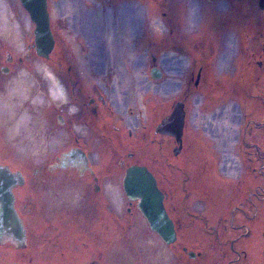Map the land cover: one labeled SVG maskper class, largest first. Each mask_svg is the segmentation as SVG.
Returning a JSON list of instances; mask_svg holds the SVG:
<instances>
[{"label": "flooded vegetation", "instance_id": "obj_1", "mask_svg": "<svg viewBox=\"0 0 264 264\" xmlns=\"http://www.w3.org/2000/svg\"><path fill=\"white\" fill-rule=\"evenodd\" d=\"M201 1L211 8L201 34L183 35L179 41L180 17L170 15L164 40L172 38L173 50L191 55L181 60L194 82L191 94L203 97L196 107L207 111L215 105L205 113L206 138L188 126L187 92L170 112L182 105L180 142L158 133L170 114L155 117L153 124L147 116V49L144 54L135 45L119 50L120 41L106 52L102 31L88 21L80 48L87 58H79L71 47L61 50L53 31L49 98L40 111L44 125L36 132H21L26 122H21L24 110L19 106L25 105L10 99L5 88L8 75L23 60L17 63L10 55L0 62V109L7 113L5 132L0 129V155L6 161L0 165L16 178L14 206L25 230L24 240L3 232L0 244L6 248L12 241L23 249L43 226L49 237L40 239L52 252L13 264H264V0ZM221 2L229 6L225 13L215 9ZM132 25H127L128 33L134 32ZM157 62L156 57L148 62L150 76L155 78L157 69L163 80ZM233 109L239 115L232 116ZM158 136L175 142L169 153L158 149L166 162L174 161L166 165L174 167L175 185L157 168V160L147 163L152 146H162ZM132 166L148 168L156 178L174 224L173 243L152 231L138 201L127 196L124 178ZM120 192L128 200L126 212L133 214L136 208L145 219V225L137 224L144 232L143 254L136 225L119 221ZM125 231L128 238L121 239Z\"/></svg>", "mask_w": 264, "mask_h": 264}, {"label": "rangeland", "instance_id": "obj_2", "mask_svg": "<svg viewBox=\"0 0 264 264\" xmlns=\"http://www.w3.org/2000/svg\"><path fill=\"white\" fill-rule=\"evenodd\" d=\"M3 2L8 9L7 15L9 22L5 30L0 28V62L4 64L6 58L10 55L13 56L17 63L19 58L23 60V64L17 66L8 75L5 88L10 99L16 103H23L25 105L19 106V108L24 110L23 116L25 117L26 123L21 126V132L23 133L27 129L29 132L24 133L26 135L36 132L34 129H39L42 124L39 117L42 114L40 111L42 110L43 103L49 98L50 63L48 60L40 58L34 49H30V47H34V24L31 22L28 13L22 7L20 1L4 0ZM190 4L191 0H49V9L53 31L59 40V47L61 50L71 47L72 52L78 54L77 56L81 59L83 57L87 58L88 56V54L86 56L85 52L80 49L85 46L81 35L82 28L86 31L85 27H83L84 24H87L85 21H88L90 26L95 28L98 33L102 31L100 35H102L103 39H100V42L101 46L104 43L107 48L106 52H109L108 47L119 46L120 41L123 42V45L119 47V50L135 45L137 51L144 54L147 49V116H150V123L153 124L156 120L155 117L160 119V117L170 114L173 103L180 97V94L187 92L189 93L188 126L191 130L194 129V131L199 133L201 137L206 138L207 134L204 133L202 127L207 125L206 120L209 119H207L208 116L205 113L213 112L215 105H209L207 111L203 108L198 109L196 107L198 105L197 101L200 104L203 102V97H199L193 93V95L191 94L194 82L188 77L189 69L187 62L181 60L183 59V55L186 54L188 55L187 57H191V55L182 50H173L171 44L172 38H169V41L164 40L169 30L168 24L171 22L169 20L170 15L172 17H180V20L178 18L176 19L178 22V31L175 34L179 41L182 40L181 37L183 35L194 36V34H201L202 27L201 29L198 28L193 31H186L184 28L182 14ZM216 7V10L224 11L222 13H225L226 8H229L225 2L218 3ZM210 10L209 5L200 0V23ZM164 12L168 14L166 18L163 17ZM128 24H133V33L127 32ZM179 26L184 31L181 32ZM5 35H9V37L7 38ZM117 35L118 37L116 38ZM126 35L129 36L123 41L122 37ZM145 36H147V43H144ZM153 57H156L158 60L156 67L165 73L163 80L150 76L148 62H151ZM130 61L133 62L132 60ZM134 62H139V56L135 57ZM136 86L138 89V85ZM36 95H38V98L35 100V105L33 106L34 103L31 104L29 98L33 99ZM137 97H139L138 91ZM39 101L40 103L37 104ZM222 105L224 106L225 104L222 103L217 108ZM6 115L5 109H0V120H2L0 129L3 132H5L3 121H5L4 117ZM231 115H239L238 109H233ZM233 125L230 123L229 126ZM151 136H154L153 131H151ZM157 139L163 141L162 146L159 148L157 144L152 146L151 159L147 157V163L157 160L155 161L158 166L157 168H161L164 177H168L170 182L175 185L177 180L176 173H173L174 167L166 165L174 161L169 160L166 162L161 155L162 151L166 153L171 152L175 146V142L172 139L159 136ZM142 146L143 143L141 144ZM20 154L23 155V153ZM5 157L4 154H1L0 161H6ZM14 168H19V166H14ZM118 207L120 223H134L136 225L135 235L140 240V250L142 252L141 254H143L144 232L140 227L137 229L139 226L137 224L141 223V225H145L144 217L136 211V208L133 209V214L126 212L128 200L121 192L120 196H118ZM135 212L137 214H134ZM42 228L43 226L39 228V232L36 234L39 235L40 233L41 236L36 237V240L30 239L28 245L23 249L18 250L15 242L12 241L7 244L6 248L0 244V264H13L15 261L28 263L32 257H34V260L36 257L40 258L37 255H42L43 257H46L44 255H50L52 252L48 248L47 243L40 239L49 237V234L47 232L44 233ZM123 236L128 238L126 231L121 233L120 238L122 239ZM129 238H133V233L129 235ZM57 254L59 255L60 253L57 252ZM66 254L68 255L69 253ZM20 255L22 256L20 257ZM120 259L122 260L123 256ZM41 260L44 259L41 258Z\"/></svg>", "mask_w": 264, "mask_h": 264}, {"label": "water", "instance_id": "obj_3", "mask_svg": "<svg viewBox=\"0 0 264 264\" xmlns=\"http://www.w3.org/2000/svg\"><path fill=\"white\" fill-rule=\"evenodd\" d=\"M34 24V48L39 57L49 59L55 48V37L51 27L49 0H19ZM154 77L160 78L161 72L154 71ZM185 116L182 105L178 104L173 112L163 119L157 132L173 137L180 142ZM17 183L14 174L7 166L0 165V235L7 232L20 240H24V227L15 206L13 187ZM124 190L127 196L138 201V208L147 218V222L168 244L176 240L174 224L163 204V193L158 187L154 175L148 168L132 166L128 168L124 178Z\"/></svg>", "mask_w": 264, "mask_h": 264}, {"label": "clouds", "instance_id": "obj_4", "mask_svg": "<svg viewBox=\"0 0 264 264\" xmlns=\"http://www.w3.org/2000/svg\"><path fill=\"white\" fill-rule=\"evenodd\" d=\"M200 17V0H191V4L182 14L184 28L186 31H193L201 26Z\"/></svg>", "mask_w": 264, "mask_h": 264}, {"label": "bare ground", "instance_id": "obj_5", "mask_svg": "<svg viewBox=\"0 0 264 264\" xmlns=\"http://www.w3.org/2000/svg\"><path fill=\"white\" fill-rule=\"evenodd\" d=\"M4 0H0V28H3L4 30L7 28V24L9 22L8 15H7V7L4 5ZM6 36V35H5ZM7 38L9 35L6 36ZM38 98V95L35 96V99ZM25 117L23 116L21 122L24 123Z\"/></svg>", "mask_w": 264, "mask_h": 264}]
</instances>
